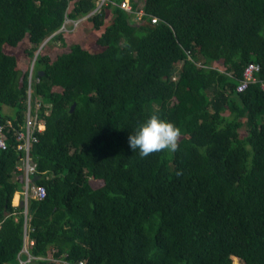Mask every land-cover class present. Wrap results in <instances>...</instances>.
Here are the masks:
<instances>
[{"label": "trees", "instance_id": "trees-1", "mask_svg": "<svg viewBox=\"0 0 264 264\" xmlns=\"http://www.w3.org/2000/svg\"><path fill=\"white\" fill-rule=\"evenodd\" d=\"M109 1L86 19L99 51L51 57L96 0H0V264H19L25 233L28 264H264V0H128L138 21ZM28 90L45 197L20 208ZM152 114L181 130L175 152L130 149Z\"/></svg>", "mask_w": 264, "mask_h": 264}, {"label": "built area", "instance_id": "built-area-1", "mask_svg": "<svg viewBox=\"0 0 264 264\" xmlns=\"http://www.w3.org/2000/svg\"><path fill=\"white\" fill-rule=\"evenodd\" d=\"M110 1L109 0H96L95 8L88 13L87 15L77 19V20H69L65 19L64 23L60 29V31L64 33H69L77 26L86 21V19L98 11L105 5H107ZM120 8L124 9L128 13H132L135 15V20H140V18L144 15V12L139 10H134L131 7V4L128 0H124L119 5ZM151 23H156L158 19L154 16L150 17ZM67 26H70L68 28ZM260 69L259 65L256 63H249L243 70V79L240 84L237 86V91H243L248 87V85L255 80L254 73L258 72ZM31 79V75H29ZM32 80V79H31ZM31 81H29V85ZM30 92L28 90V100H27V118L25 123V130H15V150L19 153V159L17 163V170L23 174L24 179V186L21 191L18 192V199L27 205V202L30 198L41 200L45 197V189L42 186L36 185L32 182V178L34 177L36 164L30 160V149L34 142L37 141V137L35 136V131L43 130V125L41 122H38L36 116H32L30 114ZM39 107V103L35 104V108ZM10 125V124H9ZM37 128V129H36ZM3 127L0 125V149L5 150L7 148L6 138L3 134ZM33 244L32 241L28 239L27 233L24 234V242L23 247L18 255L19 264H28L32 259L35 257L31 256L29 253V247ZM24 255V259L21 256ZM49 260L53 261L54 263L58 264H86L84 261H77V262H69L63 259L58 258H49Z\"/></svg>", "mask_w": 264, "mask_h": 264}, {"label": "clouds", "instance_id": "clouds-1", "mask_svg": "<svg viewBox=\"0 0 264 264\" xmlns=\"http://www.w3.org/2000/svg\"><path fill=\"white\" fill-rule=\"evenodd\" d=\"M47 41L48 39L40 45L41 48ZM32 70L33 68H30V73ZM180 135L181 130L173 122L162 119L157 114H152L145 121L139 123L132 133H128V145L132 151H137L141 157H147L155 152H175L179 146L178 138ZM18 192L15 194L18 195ZM24 207L26 206L24 205Z\"/></svg>", "mask_w": 264, "mask_h": 264}, {"label": "rangeland", "instance_id": "rangeland-1", "mask_svg": "<svg viewBox=\"0 0 264 264\" xmlns=\"http://www.w3.org/2000/svg\"><path fill=\"white\" fill-rule=\"evenodd\" d=\"M67 27L70 28V26H67ZM98 35H99V33L93 29V27L90 23H88L87 21H83L77 26V28H75L74 30H72L69 33H65V35H64L65 40L64 41L61 42V41L57 40V42H53L51 44H48L46 49L44 50V52L49 54L51 57H55L57 54L67 51L68 47L74 43H80L84 48L88 49L91 52L99 51L100 49L95 45V41H96V38ZM63 42L65 43V45H63ZM24 43L19 44L18 46L12 48V50H14L19 55H21L20 56V59H21L20 64L22 66H24L28 63V58L23 53V50H22L25 47ZM52 46H53V48H52ZM32 65H33V63H32ZM3 110L8 115L13 116V114H14V110L9 108V107H4ZM240 132L242 134H245L244 129H241ZM12 205H13V202H12ZM13 206H17V204L13 205ZM24 258H25L24 255H22V259H24ZM235 262H236V260H234V262L232 264H234ZM236 263H238V262H236Z\"/></svg>", "mask_w": 264, "mask_h": 264}, {"label": "water", "instance_id": "water-1", "mask_svg": "<svg viewBox=\"0 0 264 264\" xmlns=\"http://www.w3.org/2000/svg\"><path fill=\"white\" fill-rule=\"evenodd\" d=\"M41 48V46L39 47V49ZM73 108H74V105H72V107H71V109H70V111H72L73 110ZM32 181L35 183L36 182V178L35 177H33V179H32ZM18 207H24V203L22 202V201H20L19 203H18V205H17Z\"/></svg>", "mask_w": 264, "mask_h": 264}, {"label": "crops", "instance_id": "crops-1", "mask_svg": "<svg viewBox=\"0 0 264 264\" xmlns=\"http://www.w3.org/2000/svg\"><path fill=\"white\" fill-rule=\"evenodd\" d=\"M59 41H60V40H59ZM50 42H51V43H53V42H57V40L53 39V40H51ZM24 44H25V47H26V43H24ZM49 44H50V43H49ZM25 47H24V48H25ZM46 47H47V46H46ZM24 48L22 49V50H23V53H24ZM52 48H53V46H52ZM45 49H46V48H45ZM44 53H46V52H44ZM46 54H47V53H46Z\"/></svg>", "mask_w": 264, "mask_h": 264}]
</instances>
